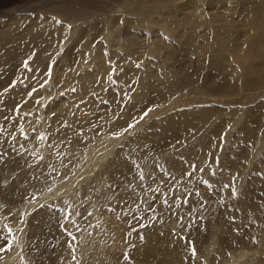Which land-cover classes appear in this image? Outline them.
Here are the masks:
<instances>
[{
    "label": "rangeland",
    "instance_id": "rangeland-1",
    "mask_svg": "<svg viewBox=\"0 0 264 264\" xmlns=\"http://www.w3.org/2000/svg\"><path fill=\"white\" fill-rule=\"evenodd\" d=\"M0 1L7 5L6 13H0V23L8 24L4 28L8 37L0 39V64H12V71L20 69L21 64L28 70L26 73L33 75L19 78L20 82L17 76L10 77L12 71L5 77L0 74L4 82L11 81L9 85L0 82L2 89L10 91L6 96L0 92V248H5L6 243L12 245L10 250L0 251V264L16 248L19 232L15 223L20 220V228H26L35 211L60 209L65 216L62 219L60 215V220L56 217V229L69 238L68 247L73 255L70 260L84 264L80 251L82 235L101 225L100 219L93 220L87 214L91 202H95L100 213L103 208L113 215L119 210L123 215L118 220L125 224L126 231H133L123 239L127 245L119 250V264H234L241 255L240 264H264V1L255 11L256 3L251 0V4L247 1L248 8H242L239 0H198L201 8L190 5L188 13L200 18L203 30L211 24L232 22V39L226 37L227 47L220 55L213 47L198 50L204 52L203 56H210L207 61L201 62L195 53L180 50L175 57H167V62L160 61L159 66L157 62L164 51L153 47V36L158 32L165 40L172 38L169 20L163 14L165 8L188 0ZM209 8L218 9V16L213 18ZM30 13L32 17L39 15L31 28L30 19H20ZM15 16L17 23L11 24L9 17ZM155 16L165 19L169 34L153 23ZM118 20L131 29L115 38ZM56 23L63 26L59 31L54 30ZM128 23H134L135 28ZM96 24L99 31L89 29ZM123 42L127 46L125 51L119 50ZM96 47L104 59L93 64L95 51L91 48ZM192 49L191 52L194 46ZM70 50L75 51L70 55L73 62L69 63L66 53ZM26 51L37 52L40 58L32 63L24 59ZM81 56L83 61L79 60ZM60 69L68 73L63 77L75 73L74 80L61 93L56 83L60 77L56 71ZM82 72L93 76L79 80ZM246 72L259 76L258 83L263 85L246 89ZM23 82L27 84L22 86ZM152 83L155 86L151 92L144 89ZM16 85L21 86L22 92L19 87L10 89ZM30 86V96L25 98ZM53 86L57 88L54 94H42L48 87L53 92ZM141 93L151 94L148 97ZM54 102L60 105L51 113L48 131L36 130L33 126L40 123L42 111L46 122L47 108ZM64 113L66 117L62 119ZM84 117H89V121H84ZM50 124L54 125L52 131L48 129ZM93 158L100 160L99 165H89ZM53 159L58 161L54 166ZM178 163L186 171L177 169ZM71 178L76 180L73 186L67 184ZM63 183L67 188L55 194L59 189L56 187ZM171 183L176 187L171 188ZM178 186L182 187V195ZM122 192L119 201L117 195ZM142 192L145 197L140 196ZM114 193L118 194L113 198ZM160 193L166 197L156 201ZM171 194L175 195V202ZM152 196L153 205L149 207L145 202ZM138 201L144 208L141 214L137 212L139 223L147 219L148 212L153 215L150 229L136 227L135 231L129 226L127 211L134 202L136 212ZM146 225L144 222L142 227ZM49 229L47 224L34 236V240L42 238V246L47 248L38 244L30 247L28 230L24 232L27 240L23 254L27 264H61L62 259V264L70 262L64 260L68 258L66 254L56 259L59 240L53 238ZM152 229L159 238L146 239L145 233ZM47 233L52 240H48ZM136 236L140 238L137 241ZM173 237L177 242L171 240ZM102 240V236L96 240L98 250ZM71 242L76 243V248ZM173 245L180 251H174ZM64 248L65 242L60 249ZM33 251L39 253L35 260L29 255ZM18 261L24 263L23 258Z\"/></svg>",
    "mask_w": 264,
    "mask_h": 264
},
{
    "label": "bare ground",
    "instance_id": "bare-ground-1",
    "mask_svg": "<svg viewBox=\"0 0 264 264\" xmlns=\"http://www.w3.org/2000/svg\"><path fill=\"white\" fill-rule=\"evenodd\" d=\"M52 1H55V2H65V1H71V0H52ZM51 1V2H52ZM155 1V3H160L162 0H153V2ZM166 1H169V0H166ZM171 1H174V0H171ZM239 1H241V7L242 8H248V4L250 3L251 4V2H250V0H249V3L247 2L248 0H239ZM239 1H237L238 3H239ZM252 1V3H256V6H255V8H257L255 11H258L260 8H261V3H262V1H264V0H251ZM193 2V0H188V2L186 1V2H181L180 4H176V5H174L172 8L171 7H169V8H165L166 9V11H165V13H163L164 15H166V18L169 20L168 22H169V30H170V32H171V36H172V38L171 39H169V38H166V40L164 39V38H161V37H159V35H157V33L155 34V36H153V47L156 49V50H159V51H164L163 52V57L162 56H159V59H158V62H157V65L159 66L160 65V61H162V60H165V62H167L168 61V58L167 57H170V59L172 58V57H175L174 55H175V52H179L180 50L181 51H184V52H189L190 51V55H192V54H196V56H197V58H199L200 60L199 61H207V59L210 57L208 54L206 55V54H204L205 56H203V53L201 52V51H198V50H202V49H205L206 47H213L214 49L216 48L217 49V51H219V52H217V54L218 53H221L220 51H222V50H224V49H226V47H227V38H229V39H232V34H231V37H230V32H232L233 31V29H234V27H235V25L232 23V22H226V23H221L219 26H215L214 24H211L210 26H209V28L207 29V30H203L202 29V27H203V24H202V22L200 21V18H194V17H192L193 15L191 14V13H188V9L190 8V5H192L193 6V8H197V7H199L200 5H201V3L199 4V2H198V0H195L194 1V3H192ZM156 5V4H155ZM239 5H240V3H239ZM7 5L6 4H4V3H2L1 1H0V9L2 8V10H0V13L3 11L4 13H6L5 12V9H7V7H6ZM159 6H161L160 4H159ZM38 7H36L35 9H37ZM200 8H201V6H200ZM249 8H250V5H249ZM210 9V12H209V10H208V12L209 13H211L212 14V16H213V18H215V17H217L218 16V14H219V10L217 9H213V8H209ZM211 9H212V11H211ZM201 10V9H200ZM246 10V9H245ZM27 12H29V11H27ZM169 14V15H168ZM6 15L7 14H5L3 17L5 18L6 17ZM32 15H33V13H30V14H27V15H22V17L20 16V19L21 18H24L25 20H28V19H30V22H31V25H30V28L34 25V23L36 22V20L39 18V15H36V16H33L32 17ZM191 15V16H190ZM16 16H18L17 14H16ZM12 17V18H10L9 17V20H11V24L12 23H17V20H18V17ZM36 17H38V18H36ZM6 19V18H5ZM4 19V20H5ZM8 19V18H7ZM166 19V20H167ZM56 20V19H55ZM165 19L163 18V17H161V16H158V17H154L153 18V23H158V26H160V27H162V28H164L165 30L167 29V25H166V23H165V21H164ZM8 21V20H7ZM10 22V21H9ZM10 24V25H11ZM100 26H101V24H102V22H99L98 23ZM173 24H175V27H172L173 26ZM8 24H7V22L5 21V22H1L0 23V39H6L8 36H6V32H5V30H4V28L7 26ZM117 25H119V27L117 28V30H115L116 32H115V38L116 37H119L121 34H123V33H125V31H126V33L127 32H129L128 31V29H131V28H129V27H126L124 24L123 25H120V23H119V20H118V23H117ZM128 26H130V27H132V28H135V26H134V23H128L127 24ZM10 27V26H9ZM60 27H63V26H58V24L56 23V27L54 28V30L55 31H59V29H60ZM12 28V27H11ZM128 28V29H127ZM89 29H95V30H97V31H99L100 29H99V27H98V25L96 24V25H93V26H91ZM155 29V25L153 24V30ZM32 30V29H31ZM80 30H82V29H80ZM101 30H103V29H101ZM198 30L200 31L199 33H198ZM108 31L109 32H112V30H110L109 28H108ZM157 30H154V32H156ZM163 32V31H162ZM166 32H168V30H166ZM166 32H165V34H166ZM237 32H238V27L237 28H235V34H237ZM168 34H169V32H168ZM128 35H129V33H128ZM110 36V35H109ZM162 36V35H161ZM27 37H28V35H27ZM58 37V36H57ZM155 37V38H154ZM199 39H198V38ZM227 37V38H226ZM200 38H203V40H201ZM210 38H212V40L211 41H213V44L212 45H210ZM108 39H113V38H111V37H108ZM129 41H131V40H129ZM1 42H2V40H1ZM57 42H59V41H57ZM3 44V43H2ZM5 44H6V42H5ZM8 44H10V45H12V42L10 41H8ZM14 45H21V43H19V44H15V42L13 43ZM130 44V43H129ZM128 44V45H129ZM134 44V43H133ZM231 44V43H230ZM229 44V45H230ZM47 45V44H46ZM53 45V43L51 44V46ZM137 44H135V46H136ZM48 46V45H47ZM168 46H173L175 49H178V51L177 50H172V49H170ZM192 46H194V51H192L191 52V49H192ZM131 47V46H130ZM205 47V48H204ZM221 47H223L222 49H221ZM2 48V47H1ZM7 48V47H6ZM9 48V47H8ZM7 48V49H8ZM46 48V47H45ZM49 48V47H48ZM134 48V47H133ZM190 48V49H189ZM52 49V48H51ZM92 49V51L94 52V57L92 56V60H91V62H93V64L94 63H96V64H98V63H100L101 62V60H103L104 58V55H102L103 57H101V54H100V50H98V48L96 47V48H91ZM127 49V46L125 45V42H123L122 43V46H121V48L119 49V50H123V51H125ZM135 49V48H134ZM208 49V48H207ZM9 50V49H8ZM17 50V49H16ZM22 50V49H21ZM148 50V49H147ZM193 50V49H192ZM11 51H14V47L12 48L11 47ZM54 51V50H53ZM73 51H75V50H70L69 52H67L66 53V59H67V61L70 63V61H71V58L72 57H70V55H71V53H73ZM10 52V51H9ZM23 53V52H22ZM25 53V56H24V59H30V60H32L31 62L32 63H34V61L35 60H37L38 58H40L39 56H38V53L36 52H33V51H26V52H24ZM183 53V52H182ZM206 53V52H205ZM88 54V53H87ZM110 54H112V53H110ZM162 54V53H161ZM181 54V53H180ZM185 54V53H184ZM85 55V54H84ZM218 55H220V54H218ZM217 55V56H218ZM180 56V55H179ZM216 56V57H217ZM85 57V56H84ZM82 58V56L81 57H79V60ZM86 58V57H85ZM176 58H178L177 56H176ZM220 58V57H219ZM218 57H217V60L219 59ZM222 59V58H221ZM84 60V58H82L81 59V61H83ZM193 60V59H192ZM220 60V59H219ZM210 61L212 62V60L210 59ZM21 62V61H20ZM30 62V64L32 65V63ZM41 61H39V63H40ZM50 62V61H49ZM71 62H73V61H71ZM74 62H76V59L74 60ZM90 61H89V63H91ZM217 62H219V61H217ZM47 63V62H46ZM83 63V62H82ZM102 63V62H101ZM38 64V63H37ZM45 64V63H44ZM9 65H12V64H9L8 62L6 63V64H0V74H2V77H5V74H7L8 72H11L12 71V69L9 67ZM17 65V64H16ZM43 65V64H42ZM46 65V64H45ZM105 65V64H104ZM20 66V69H18V68H16V69H14L12 72H13V74L10 76V77H13V76H17V79L20 81V79L19 78H21V79H24V77H26V75H28V77H33V75H31V73L30 74H28V73H26L25 71H28L27 69H24L22 66H21V64L19 65ZM38 66L40 67V65L38 64ZM90 66V65H89ZM155 66V65H154ZM63 67V66H62ZM61 67V68H62ZM40 68H42V66L40 67ZM83 68V67H82ZM150 68V67H149ZM43 69V68H42ZM68 69V68H67ZM74 69V68H73ZM84 69V68H83ZM57 70V69H56ZM72 70V69H71ZM75 70V69H74ZM103 69H101V71H102ZM92 71V70H91ZM96 71V70H95ZM42 72H43V70H42ZM47 72V71H46ZM72 72H73V70H72ZM98 72H100V69H98ZM61 73H62V75H61ZM93 73V72H92ZM103 73V72H102ZM56 74H58V76H60L59 78L57 77V79L59 80L61 77H63V75L64 76H67L68 75V73L66 74V72H63V70H61L60 69V71L58 72V71H56ZM71 74V73H70ZM69 74V75H70ZM95 74V73H94ZM144 74V73H143ZM150 74V73H149ZM248 74V75H247ZM248 76V83L246 84V89L247 88H255V86H258V85H263L262 84V82L261 83H258L259 81H258V77L259 76H250L249 75V73L248 72H246L245 73V75L244 76ZM74 76V77H73ZM81 77L79 78V80H81V79H89L90 77H92L93 76V74H90L89 72L88 73H84V72H82V75H80ZM153 76V75H152ZM246 76V77H247ZM40 77H41V75L38 77V79H40ZM100 77V76H99ZM102 77V76H101ZM124 77V76H123ZM154 77V76H153ZM165 77H166V75H165ZM74 78H75V73L74 74H72L69 78L68 77H63L62 78V80L60 81L59 80V82H58V80H56L57 82V88H59V92L61 93V91L65 88V87H69V84H70V81H72V80H74ZM94 78V77H93ZM92 78V79H93ZM183 78V77H182ZM102 79V78H101ZM147 79V78H146ZM5 80H7V79H5ZM148 80V79H147ZM27 81H29V79H27ZM83 81V80H82ZM161 81V80H160ZM0 82L1 83H3L4 85H9L10 84V80L9 81H7V82H4V80H3V78H1L0 77ZM21 82V81H20ZM26 82V81H25ZM25 82H23V85L22 86H25L27 83H25ZM79 82V81H78ZM155 82V81H154ZM1 83H0V85H1ZM51 83V82H50ZM80 83H82V82H80ZM89 83V82H88ZM154 83H152V84H150V85H145L144 86V89H147L148 91H150L151 92V88L153 89L154 88V86L155 85H153ZM53 85V84H52ZM2 87H3V85H2ZM2 87H0V92L1 93H3V95L4 96H6V95H8V94H10V91L9 90H7V89H2ZM17 87H19V89H20V91L22 92V89H21V86L19 85V86H17L16 85V87H14V88H10V89H12V90H15ZM57 88H56V86H53V88H52V90H54L53 92H51V90L49 89V87L48 88H45L44 90H43V92H42V94L44 93L45 94V96H51L52 95V93L54 94V92H55V89L57 90ZM37 89H41V87H39V88H37ZM31 90V86L27 89V92L24 94V97L25 98H28L30 95V91ZM58 92V93H59ZM38 93V92H37ZM34 94H35V92H34ZM33 94V96H35ZM144 93H141L140 95H143ZM150 94L151 93H149V94H144L145 96H148V97H150ZM58 95V94H57ZM23 96V94L21 93V97ZM143 97V96H142ZM63 99V98H62ZM148 100V99H147ZM30 101V100H29ZM135 101V100H134ZM47 102V101H46ZM61 102V101H60ZM60 102H54V103H50V106H49V108H47V120H46V122L44 121V119H43V113H44V111H42V118H41V120H40V123L37 125V126H35L34 124V126L33 127H35L36 128V130L38 129V130H42V132L43 133H45L46 131H48L47 130V127H48V122L50 123V121H51V113L53 112V110L56 108V107H58L59 105H60ZM66 111V110H65ZM64 112V111H63ZM67 112V111H66ZM2 113H5V112H2ZM80 114V113H79ZM34 116V115H33ZM32 116V117H33ZM36 116V115H35ZM58 116V115H57ZM62 117V119L64 118V117H66V114L64 113V115L63 116H61ZM52 118H55V115L54 114H52ZM78 118V116H76V119ZM81 118V117H80ZM56 119V118H55ZM54 119V120H55ZM58 119V118H57ZM89 117H84V121H86V122H88L89 121ZM80 120V119H79ZM82 121V120H81ZM110 121V120H109ZM57 122V121H56ZM56 122H54V123H56ZM5 123V122H4ZM28 123L30 124V122H27V125H28ZM53 123V122H52ZM69 123V122H68ZM9 124V123H8ZM61 124V123H60ZM111 124H113V123H111ZM30 126V125H29ZM54 126V125H53ZM53 126L50 124V126H49V130H51L52 131V129H53ZM6 129H8V131H9V133L10 134H12L13 135V133L9 130V128H8V126H6ZM55 129V128H54ZM55 131V130H54ZM53 131V132H54ZM64 131V130H63ZM60 132V131H59ZM108 132V131H107ZM15 133V132H14ZM41 133V132H40ZM47 134H48V132H47ZM55 134V133H54ZM73 133H71L70 132V136L72 135ZM38 135V134H37ZM36 135V136H37ZM49 135V134H48ZM68 135V134H67ZM36 136H34L33 137V139L35 140V139H37V137ZM64 136V135H63ZM63 136H61V137H63ZM108 136V135H107ZM52 137H53V135H52ZM54 138V137H53ZM65 138V137H64ZM44 139V138H43ZM42 139V140H43ZM72 139H73V137H72ZM55 140V138L54 139H51L50 140V142H52L53 143V141ZM38 141V140H37ZM46 142H47V140H45ZM109 142H110V140H109ZM39 143V142H38ZM119 144V143H118ZM117 144V145H118ZM5 145V144H4ZM50 145V144H49ZM46 146V145H45ZM102 146V145H101ZM107 146H110V144L109 145H107ZM116 146V145H115ZM112 147H113V145H112ZM49 146H47V150H48V154H49ZM52 149V148H51ZM113 149V148H112ZM46 150V151H47ZM53 151V150H52ZM91 151V150H90ZM94 152V151H93ZM95 153V152H94ZM92 155V154H91ZM25 155H22V157H24ZM88 157H90V156H88ZM95 158H96V156H94ZM53 157L51 156V159H52ZM94 159V158H93ZM54 160V159H53ZM89 160V159H88ZM90 160H91V158H90ZM16 162V161H15ZM56 162H58L57 160H54V162H53V166L55 165V163ZM99 162H100V160H97V159H94V160H92L91 161V163L89 164V165H94L95 163H98V165H99ZM98 165H96V166H98ZM178 165L179 166H177L178 168L177 169H179V170H181V172L182 171H186L185 170V168L183 167V166H181L182 164L181 163H178ZM50 166V165H49ZM95 166V165H94ZM94 166H93V168H94ZM86 167V169H88L89 167H87V165L85 166ZM92 167V166H91ZM92 169V168H91ZM23 170V169H22ZM83 170V169H82ZM45 172V171H44ZM80 172V171H79ZM77 173H78V170H77ZM174 173V172H173ZM182 175V173L180 174V176ZM47 176V175H46ZM68 176V175H67ZM126 176V175H125ZM124 176V177H125ZM183 176V175H182ZM74 177V176H73ZM179 177V175H177L176 174V179ZM123 178V177H122ZM183 178V177H182ZM68 179V178H67ZM119 179V178H118ZM172 180H174V176H173V178H171ZM184 180V179H183ZM76 180L75 179H70L69 181H67V184H69V183H72V185L71 186H73V183L75 182ZM168 181V180H167ZM180 181V180H179ZM182 181V180H181ZM83 182V181H82ZM162 185V184H161ZM171 185V188L173 187H176V185L175 184H173V183H171L170 184ZM183 185V184H182ZM134 186V185H133ZM70 187V186H69ZM179 187V186H178ZM37 188V187H36ZM39 188H41V186L39 187ZM57 188H59V189H57ZM64 188H67V186H66V183L64 184H62V185H59L58 187H56V191L54 192L55 194H57L59 191H62V189H64ZM181 186L179 187V189H180V194H181ZM75 189V188H74ZM178 189V188H177ZM179 189H178V191H179ZM39 190V189H38ZM70 191V190H69ZM66 192V191H65ZM72 192V191H71ZM175 192V191H174ZM183 192V191H182ZM61 193V192H60ZM63 193V192H62ZM70 193V192H69ZM75 193V192H74ZM172 193H173V191H172ZM184 193V192H183ZM118 193H114V196H113V198L115 197V195H117ZM149 194V193H148ZM151 194V193H150ZM155 194V193H154ZM169 194V193H168ZM174 194H176V193H174ZM74 195V194H73ZM141 195H144V197H145V195H146V193L145 192H142V193H140V196ZM172 195V194H171ZM182 195V194H181ZM108 196H110V195H108ZM111 196V197H112ZM122 196H123V192L122 193H120L119 195H117V197L118 198H120V200L119 201H121L122 200ZM75 197V196H74ZM164 197H166V196H164L163 195V193H160L159 195H157L156 196V201H161ZM168 197V196H167ZM112 198V199H113ZM139 198V197H138ZM142 198V197H141ZM170 198L171 199H173V201H174V199H175V195H172V196H170ZM50 199V198H49ZM109 199H111V198H109ZM43 200V199H42ZM99 200V199H98ZM45 201V200H44ZM140 201H138V202H136V205H139L140 203H139ZM145 202V201H144ZM175 202V201H174ZM90 203V202H89ZM134 202L132 203V205L134 206ZM145 204L146 205H148L149 207L151 206L152 207V205H153V196L150 198V199H146V202H145ZM133 206L132 207H130V209H128V211L130 212V214H129V212L127 211V219H128V221H129V226L131 227V228H133L134 230L135 229H138V228H136V227H139L140 229H142V228H145V229H150L151 228V226L150 225H152L153 224V221H152V219H153V215L150 213V212H148V214H146V220L144 219V222H146L148 225H146L145 227H142V224H144V222H143V219H142V223H139V221L141 220L140 219V215L139 214H141V210L142 209H144V208H142V206H140L139 205V209L138 210H136V212H134L133 211ZM136 207V206H135ZM134 207V208H135ZM145 207V206H144ZM66 208V207H65ZM42 209H44V208H42ZM88 209H89V211H88V213L87 214H90V218L91 219H95V218H97V219H100V222H101V225H100V228L97 230L96 228H93L91 231L89 230V231H87V232H85L83 235H82V237L84 238V240H83V244H82V246H81V248L82 249H80V251H82L83 252V254H84V258H83V262H84V264H119V262H118V260H119V250H123L124 249V246L125 245H127L126 244V241H124V240H126L125 239V237L126 238H128V237H130L131 236V233L133 232V231H130V230H128L127 229V231H126V228H125V224L123 223V222H121V221H119L118 220V218H119V216H122L123 215V213H121L120 214V211L118 210L117 211V214L116 215H113L112 213H110V214H108L105 210H104V208L102 209L103 210V213H100V212H98V210H97V208L95 207V202H91L89 205H88ZM35 210V209H34ZM64 210H67V209H64ZM150 210V209H149ZM171 210H173V208L171 209ZM63 212V210H57V212L54 210V212H47L46 210L45 211H42L41 212V210H38V212L37 211H35V213H34V215L31 217V224H29V226L27 225V227L25 228L23 225V227L21 226V228H20V225L22 224V222L19 220L17 223H15V225L16 226H18V228H17V230H18V232H19V234H17L16 235V248H13V250L10 252V253H8V257H7V260H6V262L4 263V264H20L19 262L20 261H18V260H20V259H22L23 258V261H24V263L23 264H27V261H26V259H25V257H24V254H23V250H24V246H25V241L27 240L26 239V234L24 233V232H27V230H28V237H29V242H28V245L30 244V247H32L33 245H39V246H41V247H44V246H42L43 245V240H42V238H38L37 240L35 239L34 240V236L36 235V234H38L39 232H38V230H40L41 228H45V226L48 224V225H50V227H51V229H49L50 230V232H52V233H50L51 235H54V237L53 238H55V240L56 241H58L59 240V246L61 247L62 246V244H63V242H65V244H66V248H64V249H60V247H57V249H55L56 250V259H62L63 258V256H65V254L68 256V258H64V260H72V254L70 253L71 252V250H70V248L68 247V237L66 236V235H64L63 233H61V230L60 231H57V229H56V226L58 225V222H59V220H60V215H61V218L63 219L64 218V216H65V213H62ZM72 212V211H71ZM139 214H138V213ZM147 212V211H146ZM155 212V211H154ZM137 213V214H136ZM47 214H50V215H47ZM87 214H85V215H87ZM100 214V215H99ZM156 214V213H155ZM159 214H161L160 212L158 213V215ZM139 215V216H138ZM157 215V214H156ZM23 216V215H22ZM58 216V218H59V220L58 219H56V217ZM164 216V215H163ZM20 218H21V216H20ZM145 218V217H144ZM158 218H160L159 216H158ZM166 218V217H165ZM70 219V218H69ZM96 220V219H95ZM175 220V219H174ZM99 221V220H98ZM141 222V221H140ZM4 223V222H3ZM23 224H24V221H23ZM56 224V225H55ZM176 224V223H175ZM63 225L64 226H66V227H70V224L69 223H63ZM39 226V227H38ZM95 226V225H94ZM99 226V225H98ZM60 227V226H59ZM97 227V226H96ZM29 229H30V232H29ZM89 229H90V227H89ZM53 231H54V233H53ZM93 231V232H92ZM136 231V230H135ZM138 231V230H137ZM125 232H126V234H128V236L126 235L125 236ZM139 232V231H138ZM142 232V231H141ZM141 232H139V234L141 233ZM198 232V231H197ZM49 233H47L46 235L48 236V240H52V236L49 234ZM136 234H137V232H135ZM145 233V232H144ZM186 233H188V232H185V234ZM200 233V232H199ZM40 234V233H39ZM142 235H143V233H141ZM146 235V239H149V237L152 239V238H154V237H158V236H155L156 234H155V232L153 231V229L152 230H149L147 233H145ZM57 235V236H56ZM190 235H192V234H190ZM99 236H102V237H104V240H102V242H101V249H99L98 250V248H97V239L99 238ZM50 237V238H49ZM60 237V238H59ZM76 237V236H75ZM81 238V237H80ZM97 238V239H96ZM159 238V237H158ZM33 239V240H32ZM94 239H95V243H94ZM124 239V240H123ZM137 239H140V238H138V236H136L135 237V240L137 241ZM174 239V237L171 239L172 241H175V240H173ZM63 241V242H62ZM85 241H86V243H85ZM138 241H140V240H138ZM181 241V240H180ZM49 242H51V241H49ZM175 242H177V241H175ZM27 243V242H26ZM81 243V242H80ZM182 243V242H181ZM180 242H179V244H181ZM5 244V243H4ZM46 244H47V242H46ZM50 244V243H49ZM175 244V243H174ZM202 245V244H201ZM47 246V245H46ZM71 246H73V248H76V243L74 244V243H72L71 242ZM180 246V245H179ZM33 248H35V247H33ZM44 248H47V247H44ZM43 248V249H44ZM173 250L174 251H177V252H179L180 250H179V248H177V247H175V245H173ZM40 250V249H39ZM45 250V249H44ZM35 251H33V254L32 253H30L29 255H30V257L33 259V260H35L36 258H37V256H39V253H34ZM171 254V253H170ZM181 254V253H180ZM179 254V255H180ZM173 255V254H172ZM176 255V254H175ZM1 256V255H0ZM169 256H171V255H169ZM177 256V255H176ZM181 256V255H180ZM66 257V256H65ZM1 258V257H0ZM5 258V257H4ZM133 258V257H132ZM171 258V257H170ZM89 259H90V262H89ZM243 259V255H241L238 259H236L235 260V263L234 264H240V261ZM70 260V262H67V264H76L75 262H72ZM172 260H174V256H173V258H172ZM178 260H180V259H178ZM2 261V260H1ZM3 262V261H2ZM87 262V263H86ZM30 263V262H29ZM63 263V259L61 260V264Z\"/></svg>",
    "mask_w": 264,
    "mask_h": 264
},
{
    "label": "snow or ice",
    "instance_id": "snow-or-ice-1",
    "mask_svg": "<svg viewBox=\"0 0 264 264\" xmlns=\"http://www.w3.org/2000/svg\"><path fill=\"white\" fill-rule=\"evenodd\" d=\"M145 115H146V113H145ZM129 127H132V125H129ZM9 232H11V229H9ZM141 238H143V237H141ZM11 247H12L11 243H6L5 248H6L7 250H10ZM5 248H0V251L5 250ZM193 251H195V250L193 249Z\"/></svg>",
    "mask_w": 264,
    "mask_h": 264
}]
</instances>
